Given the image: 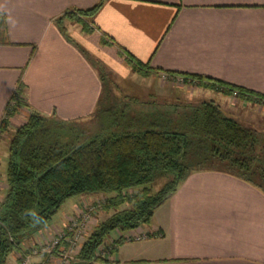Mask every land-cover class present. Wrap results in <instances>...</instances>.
Masks as SVG:
<instances>
[{
    "label": "crops",
    "instance_id": "0c3cea01",
    "mask_svg": "<svg viewBox=\"0 0 264 264\" xmlns=\"http://www.w3.org/2000/svg\"><path fill=\"white\" fill-rule=\"evenodd\" d=\"M99 2L0 0V195L7 189L2 159L7 165L10 136L33 111L91 135L110 125L123 103L141 126L158 128L176 125L192 105L214 101L225 116L264 129L259 104L205 87L174 97L159 78L160 72L199 75L264 94V0H104L82 19L88 30L74 19L59 22ZM127 54L160 72L140 74ZM108 76L141 91L124 89L121 104L114 103L102 80ZM20 82V104L2 129ZM90 124L94 130L83 128ZM43 231L26 234L30 247L23 237L19 252L31 255ZM141 233L149 237L136 244L124 239L106 254L109 262L95 264H264V192L227 172L193 170L148 223L121 235ZM19 254L8 264H23Z\"/></svg>",
    "mask_w": 264,
    "mask_h": 264
},
{
    "label": "trees",
    "instance_id": "16d2710c",
    "mask_svg": "<svg viewBox=\"0 0 264 264\" xmlns=\"http://www.w3.org/2000/svg\"><path fill=\"white\" fill-rule=\"evenodd\" d=\"M103 1L66 12L59 22L74 19L88 30L82 19L91 18ZM126 58L144 76L160 72L131 54ZM165 73L197 80L198 86L226 95L237 93L244 102L264 107L263 93L199 75ZM22 89L20 82L13 97L16 105L9 106L2 129L17 110ZM190 108L176 125L158 128L141 126L130 115L120 131H115L121 128H115L113 110L111 124L91 135L33 111L9 144L7 189L0 200V264H7L19 249L20 238L48 226L68 200L80 195L106 196L108 217L94 228L73 264L109 262L98 250L111 233L116 230L120 235L148 223L193 170L227 172L264 192V131L225 116L214 101ZM164 176L168 181L154 191V181ZM114 251L116 247L108 254Z\"/></svg>",
    "mask_w": 264,
    "mask_h": 264
},
{
    "label": "rangeland",
    "instance_id": "374dc122",
    "mask_svg": "<svg viewBox=\"0 0 264 264\" xmlns=\"http://www.w3.org/2000/svg\"><path fill=\"white\" fill-rule=\"evenodd\" d=\"M87 20H88V18H87ZM159 75H160L159 78L163 84H168L171 86L172 89H174V90H172V91L176 92V94H175L176 96H174V97H178V98L181 97L182 99L186 98V97L188 98V97L193 95L192 92L204 90V88H202V86H198L197 80L186 79L183 76H173V75H170V74L164 73V72H160ZM102 78H103L102 80H103L104 85H106L107 95H109V93H108L109 87H111V89H112V96L111 97L114 100L113 101L114 103L120 102V104H121L120 100H122V98H124V91H123L124 89L127 92L134 93V94L140 93L139 91H141V87L138 86L137 84H135L134 82H131V81L123 82L124 85L119 86L116 83H114L109 76L107 78L106 77H102ZM108 82H110L109 85L107 84ZM199 89H202V90H199ZM180 93H183L186 96L185 95L180 96ZM232 96L237 97L236 95H232ZM127 98L128 97H125V99H127ZM197 98L200 99L201 97L197 96ZM117 100H119V101H117ZM205 102H207V101H205ZM181 103L183 104L184 102H181ZM251 103L254 105L253 102H251ZM127 104L128 103L121 104L119 109L116 110L117 111L116 115H114L116 117V119H114V118L113 119H114V123L116 125H118V127L115 125L116 126L115 128H121V129H115V131L116 130L117 131L124 130L122 128H125L129 123V121L127 119L130 116L129 110H132V109L130 108L127 110L126 107L122 106V105H127ZM196 104L197 103L195 102V105ZM199 104H201V102ZM199 104H197V105H199ZM215 104H217V103L215 102ZM178 106H180V105H178ZM192 106H194V105H192ZM248 110H249L248 108L242 109V112L243 113L245 112L247 115ZM178 120H182V119L178 118ZM83 128L87 129V130L89 129L90 131L94 130V127L91 124H90V126L88 125L86 128L85 127H83ZM134 130H136V129H134ZM177 130H180V129H177ZM263 130L264 129H261V130L259 129V131H263ZM110 135H108V136H110ZM80 136H82V135L80 134ZM10 137H12V135ZM83 138H84V135L82 136V139ZM82 142H84V141H82ZM2 166L5 170V166H6L5 155H3ZM167 181H168L167 176L157 178L153 183L154 191H158L159 189H161L162 186H164V184ZM5 192H3L0 195V200H1V198H3V196H5ZM105 198H106V196L100 195V194H86V195H80V196H77V197H74V198H71L70 200H68L67 203L64 204V206H62V208L59 210V212L54 216V218L50 222V224L48 226L44 227L47 231L46 232L43 231V235L46 234L44 236L45 239H44L43 244H45V245L43 247H46V249H44V252H41V253L35 255L37 257L34 256V258L31 259L32 262L30 264H43L47 259L49 261V264H62L64 260L62 257H60L59 253H61L62 251L66 252L70 249L72 250V252H70V254H69V258H68L69 262L67 264H73L77 260L76 257L78 255V253L81 251L84 243L87 241L88 237L93 232L94 228L100 222L104 221L108 217V214L106 212H104V205H105L104 199ZM91 207H93L92 210H88L89 208L91 209ZM89 213H90L89 223L85 227L82 228V230L80 231V236L77 238V240L75 242L73 241L74 244L73 243L68 244V242L64 241L56 249L53 248L55 253H54V256H51L52 254H49L48 251L52 249V244L54 243L55 239L57 238V235L59 233H61L62 231H68V236L71 237L72 233H74V231H70L69 228L72 227L74 225V223H79L82 220L84 214H89ZM48 227H50V229ZM30 233H32V232H30ZM118 233L119 232L116 230L111 233V235L105 240L104 244L102 246H100V248L98 250L99 255H102L105 257V256H107L106 253L108 251L111 252L117 246V243L120 239V237H117V235H119ZM138 235H143V233L138 234ZM23 237L25 240L23 239L22 242L25 244V246L28 249L29 245H28V239L26 238L27 236L25 235ZM22 238H20L19 240L21 241ZM29 242L32 243V240H30ZM136 243H139V242H136V241L131 242V244H136ZM115 244H116V246H115ZM32 245H33L32 248L36 247V245H34V244H32ZM21 248H23V245L21 246ZM18 253L21 254L20 260L24 264V260L26 257L24 256V254H22V252H19V249H17L10 256L9 259H11L10 260L11 263L13 261H15V260H13V255H17ZM7 264H8V262H7ZM18 264H20V263H18Z\"/></svg>",
    "mask_w": 264,
    "mask_h": 264
},
{
    "label": "built area",
    "instance_id": "2783aa9c",
    "mask_svg": "<svg viewBox=\"0 0 264 264\" xmlns=\"http://www.w3.org/2000/svg\"><path fill=\"white\" fill-rule=\"evenodd\" d=\"M236 94L237 93H235L234 95H236ZM92 208L93 207H91V209L89 208L88 210H92ZM89 220H90V213L84 214L82 220L79 223H74V225L69 228L70 231H74V233H72L71 237L68 236V231H62L61 233H59L57 235V238L55 239L54 243L52 244V249L49 250L48 253L52 254L51 256H54V253H55L54 249H56L58 246H60L64 241L68 242V244L73 243V241L75 242L77 240V238L80 236V231L82 230L83 227H85L89 223ZM118 237L123 238L127 241H141L143 239H147L149 237V235L148 234H143V235L137 234V235H131V236H129V235L123 236L120 234V235H118ZM44 245L45 244L42 243V245H40L39 248L33 247L31 250V255H29L28 257L25 258L24 264H30L31 258L33 256H35L41 252H44V249H46V247H43ZM115 246H116V244H115ZM70 250H68L66 252L62 251L61 253H59L60 257H62L63 260L65 261V262L63 261L62 264H67L69 262V260H68L69 254H70V252H72V250L71 251ZM43 264H49L48 259Z\"/></svg>",
    "mask_w": 264,
    "mask_h": 264
},
{
    "label": "water",
    "instance_id": "95a60500",
    "mask_svg": "<svg viewBox=\"0 0 264 264\" xmlns=\"http://www.w3.org/2000/svg\"><path fill=\"white\" fill-rule=\"evenodd\" d=\"M75 264H78V263H75Z\"/></svg>",
    "mask_w": 264,
    "mask_h": 264
}]
</instances>
